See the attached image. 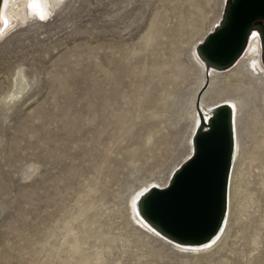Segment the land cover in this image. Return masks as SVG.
I'll return each mask as SVG.
<instances>
[{"label":"rangeland","instance_id":"1","mask_svg":"<svg viewBox=\"0 0 264 264\" xmlns=\"http://www.w3.org/2000/svg\"><path fill=\"white\" fill-rule=\"evenodd\" d=\"M226 3L61 0L13 23L0 40V264H264V78L232 97L243 209L229 232L180 251L134 217L190 157L193 99L236 64L204 79L194 56Z\"/></svg>","mask_w":264,"mask_h":264},{"label":"water","instance_id":"2","mask_svg":"<svg viewBox=\"0 0 264 264\" xmlns=\"http://www.w3.org/2000/svg\"><path fill=\"white\" fill-rule=\"evenodd\" d=\"M251 30L259 32L264 62V0H228L219 25L199 44L202 60L227 67L237 58ZM194 153L175 172L169 186L144 199L148 220L177 240H198L217 224L228 156L225 123L194 138Z\"/></svg>","mask_w":264,"mask_h":264},{"label":"bare ground","instance_id":"3","mask_svg":"<svg viewBox=\"0 0 264 264\" xmlns=\"http://www.w3.org/2000/svg\"><path fill=\"white\" fill-rule=\"evenodd\" d=\"M59 2L61 3V0H0V40L4 34L7 33V31L13 28L14 22H24L27 18L28 12L30 14L36 13L39 15V17H46L47 13L56 7ZM26 7L27 10L25 9ZM255 31L256 30H251L249 32L244 47L239 52L235 61L232 63L233 65L236 63L232 72L226 77L225 82L218 87L220 90H211L208 93L209 96L207 99H204L203 97L200 99V95H197L191 104L190 115L193 121L196 123V134L192 140L193 146L191 155L189 154L190 157L195 150L194 138L197 134L211 129L215 124H221L223 122L225 123L227 130L229 148L221 193V208L217 224L213 231L204 238L184 241L177 240L164 233L157 226V224L148 220L143 211L144 199L150 194L152 188L156 189V185L147 188L140 196L138 202L135 204L134 217L136 222H138L145 231L151 233L153 236L167 243L168 245L176 247L180 251H191L198 253L209 250L212 246H215L219 242L226 232H229L228 224L235 212L241 213L243 209L242 205H239V207L237 206V197H234L236 192L239 193L241 191L239 190L241 187L239 186L240 182L237 171L239 159L238 150L240 145L237 132V107L235 103H233L232 97L235 94L239 95L240 97H243L241 96L242 94H246V97H251L253 93L250 91V85L253 83V79L256 80L264 78V68L262 67L260 61L261 41L259 32ZM198 47L199 45L196 48L194 56L197 66L204 74V79L213 77L215 71L218 72L225 69V67L222 68L212 66L205 60H202L200 54L198 53ZM262 63L264 65L263 60ZM199 109L208 116L206 128L202 126L200 121V117L198 115ZM199 129L200 131H198ZM183 164H181L177 170H179ZM177 170H175V172ZM173 175L169 179L167 187L169 186Z\"/></svg>","mask_w":264,"mask_h":264},{"label":"snow or ice","instance_id":"4","mask_svg":"<svg viewBox=\"0 0 264 264\" xmlns=\"http://www.w3.org/2000/svg\"><path fill=\"white\" fill-rule=\"evenodd\" d=\"M40 19H44V16H40Z\"/></svg>","mask_w":264,"mask_h":264}]
</instances>
